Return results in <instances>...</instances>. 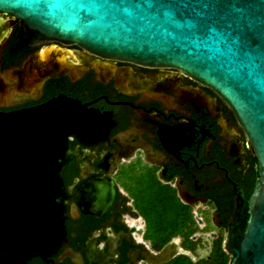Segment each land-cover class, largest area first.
I'll return each mask as SVG.
<instances>
[{"label": "flooded vegetation", "instance_id": "obj_1", "mask_svg": "<svg viewBox=\"0 0 264 264\" xmlns=\"http://www.w3.org/2000/svg\"><path fill=\"white\" fill-rule=\"evenodd\" d=\"M0 18V112L65 96L106 119L102 137H68L70 159L60 171L66 241L46 260L33 257L26 264H165L179 256L197 263L208 259L218 239L223 250L234 188L245 199L240 223L258 178L257 159L230 108L176 70L103 59L60 43L18 47L20 23ZM48 46L55 55L39 59ZM124 170L133 191L117 180ZM94 185H112L114 194L105 210L91 214L79 202L87 203ZM147 185L184 206L194 233L160 248L146 238L135 202ZM204 240L210 248L201 257Z\"/></svg>", "mask_w": 264, "mask_h": 264}, {"label": "water", "instance_id": "obj_2", "mask_svg": "<svg viewBox=\"0 0 264 264\" xmlns=\"http://www.w3.org/2000/svg\"><path fill=\"white\" fill-rule=\"evenodd\" d=\"M0 15L20 23L18 47L60 43L103 59L172 69L219 97L242 128L258 174L243 231L245 199L234 188L223 250L228 264H264V0H0ZM51 47L39 59L54 56ZM105 121L65 96L0 112V264L46 260L61 248L67 197L60 171L70 159L68 137L99 136ZM113 194L112 185H94L79 205L96 214Z\"/></svg>", "mask_w": 264, "mask_h": 264}, {"label": "trees", "instance_id": "obj_3", "mask_svg": "<svg viewBox=\"0 0 264 264\" xmlns=\"http://www.w3.org/2000/svg\"><path fill=\"white\" fill-rule=\"evenodd\" d=\"M143 197H138L135 202L137 210L146 222V238L150 239L156 248H160L177 235L189 236L194 233V229L186 226L188 212L184 206L177 203L171 193L154 189L147 185ZM247 213L244 209L240 220V229L244 230L247 221ZM186 231L183 232V230ZM229 257L222 250V241L214 242L212 251L208 259L192 263L190 259L179 256L165 264H228Z\"/></svg>", "mask_w": 264, "mask_h": 264}, {"label": "rangeland", "instance_id": "obj_4", "mask_svg": "<svg viewBox=\"0 0 264 264\" xmlns=\"http://www.w3.org/2000/svg\"><path fill=\"white\" fill-rule=\"evenodd\" d=\"M123 168H125V166L122 167V169ZM125 172L126 171L124 170L123 174L119 175L117 177V180H118L119 184L124 186V187H126L127 190L128 189L130 190V188H131V191H133L134 189L132 187H128V181H127L128 172L127 173H125ZM174 241H177V240L175 239ZM209 248H210V242L209 241H205V240L202 241V243L199 244V246H198V254L197 255L201 256V257L205 256L209 252Z\"/></svg>", "mask_w": 264, "mask_h": 264}]
</instances>
